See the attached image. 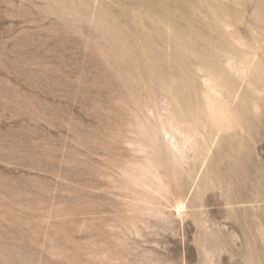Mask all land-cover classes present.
Here are the masks:
<instances>
[{
	"label": "rangeland",
	"instance_id": "1",
	"mask_svg": "<svg viewBox=\"0 0 264 264\" xmlns=\"http://www.w3.org/2000/svg\"><path fill=\"white\" fill-rule=\"evenodd\" d=\"M0 264H264V0H0Z\"/></svg>",
	"mask_w": 264,
	"mask_h": 264
},
{
	"label": "bare ground",
	"instance_id": "2",
	"mask_svg": "<svg viewBox=\"0 0 264 264\" xmlns=\"http://www.w3.org/2000/svg\"><path fill=\"white\" fill-rule=\"evenodd\" d=\"M242 72L239 75L241 79H243V77L246 75V73H245L244 70ZM236 95H237V92L232 95V98H235ZM218 108H219L218 110H219L220 118L223 121V125L225 126L227 124H231L232 121H233V115H232V113L227 108H225L224 106H218ZM186 141L188 143L190 142V140H188V139Z\"/></svg>",
	"mask_w": 264,
	"mask_h": 264
}]
</instances>
